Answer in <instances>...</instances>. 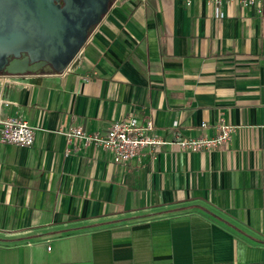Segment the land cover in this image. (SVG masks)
I'll use <instances>...</instances> for the list:
<instances>
[{
    "label": "crops",
    "instance_id": "obj_1",
    "mask_svg": "<svg viewBox=\"0 0 264 264\" xmlns=\"http://www.w3.org/2000/svg\"><path fill=\"white\" fill-rule=\"evenodd\" d=\"M220 10L112 0L62 71L0 73L26 79L0 81V115L34 131L29 145L0 142V264H264V0ZM129 115L166 142L115 163L66 140ZM220 121L234 130L218 147L174 142Z\"/></svg>",
    "mask_w": 264,
    "mask_h": 264
},
{
    "label": "water",
    "instance_id": "obj_2",
    "mask_svg": "<svg viewBox=\"0 0 264 264\" xmlns=\"http://www.w3.org/2000/svg\"><path fill=\"white\" fill-rule=\"evenodd\" d=\"M62 1L0 0L1 74L62 71L112 0Z\"/></svg>",
    "mask_w": 264,
    "mask_h": 264
},
{
    "label": "built area",
    "instance_id": "obj_3",
    "mask_svg": "<svg viewBox=\"0 0 264 264\" xmlns=\"http://www.w3.org/2000/svg\"><path fill=\"white\" fill-rule=\"evenodd\" d=\"M213 1L215 17L222 15L220 4L222 0ZM243 4L258 2V0H239ZM6 102V101H5ZM177 121L173 120L172 125ZM150 118L143 122L133 115L113 120L104 131H86L80 126L69 127L65 132L66 140L76 138L84 144H93L108 150L115 163H123L136 157L144 146L154 147L166 140L152 132ZM200 125H205L201 122ZM234 130V124L220 121L214 126L210 135L176 136L174 142L180 149L188 151L209 150L222 145ZM34 138L33 127L20 114L0 115V142L29 145Z\"/></svg>",
    "mask_w": 264,
    "mask_h": 264
},
{
    "label": "trees",
    "instance_id": "obj_4",
    "mask_svg": "<svg viewBox=\"0 0 264 264\" xmlns=\"http://www.w3.org/2000/svg\"><path fill=\"white\" fill-rule=\"evenodd\" d=\"M199 208L203 209L204 211L210 213L212 216L220 219L221 221H223L224 223L228 224L229 226L233 227L234 229L238 230V231H241V229L232 221H230L229 219L225 218L224 216H222L221 214H219L217 211H214L213 209H211L210 207H208L207 205L205 204H200L198 205ZM163 210V209H162ZM162 210H156V212H147V213H143L141 215H139L140 217H143V216H150V215H153V214H159V213H162L163 211ZM111 221H115V220H111ZM110 220L108 222H111ZM99 222H92V223H88V224H83V225H80V226H76V227H66V228H63V229H60L59 232H68V231H71L70 229H79L81 227H87V226H93V225H96L98 224Z\"/></svg>",
    "mask_w": 264,
    "mask_h": 264
},
{
    "label": "rangeland",
    "instance_id": "obj_5",
    "mask_svg": "<svg viewBox=\"0 0 264 264\" xmlns=\"http://www.w3.org/2000/svg\"><path fill=\"white\" fill-rule=\"evenodd\" d=\"M6 78L8 80L1 82V86L4 87V88H8L10 85L15 84L13 82V80H17V81H24V80H26L24 76H8ZM121 215H123V214H121ZM112 217H116V216H103V217H99L96 220H104V219H108V218H112Z\"/></svg>",
    "mask_w": 264,
    "mask_h": 264
},
{
    "label": "flooded vegetation",
    "instance_id": "obj_6",
    "mask_svg": "<svg viewBox=\"0 0 264 264\" xmlns=\"http://www.w3.org/2000/svg\"><path fill=\"white\" fill-rule=\"evenodd\" d=\"M58 3L60 4V6H62L63 5V1L62 0H58ZM49 66L50 65V63H45V64H43L42 66Z\"/></svg>",
    "mask_w": 264,
    "mask_h": 264
},
{
    "label": "bare ground",
    "instance_id": "obj_7",
    "mask_svg": "<svg viewBox=\"0 0 264 264\" xmlns=\"http://www.w3.org/2000/svg\"><path fill=\"white\" fill-rule=\"evenodd\" d=\"M5 79H7L5 76L4 77H0V81H4Z\"/></svg>",
    "mask_w": 264,
    "mask_h": 264
}]
</instances>
